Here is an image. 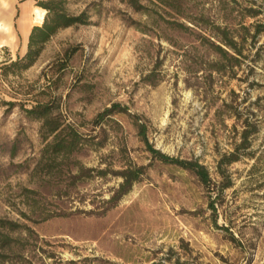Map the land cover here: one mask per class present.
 Returning a JSON list of instances; mask_svg holds the SVG:
<instances>
[{
	"label": "rangeland",
	"instance_id": "obj_1",
	"mask_svg": "<svg viewBox=\"0 0 264 264\" xmlns=\"http://www.w3.org/2000/svg\"><path fill=\"white\" fill-rule=\"evenodd\" d=\"M162 2L68 0L89 21L57 30L27 68L4 69L46 12L0 0V219L12 223L0 226V264H264V31L218 71L199 30ZM183 4L223 23L216 0ZM227 6L236 38L264 25V0ZM38 102L82 137L51 173L35 168L45 141L25 109ZM140 126L161 152L204 164L214 190L153 157ZM243 128L249 144L236 150ZM79 166L92 170L73 181ZM128 167H142L138 180L108 202Z\"/></svg>",
	"mask_w": 264,
	"mask_h": 264
},
{
	"label": "trees",
	"instance_id": "obj_2",
	"mask_svg": "<svg viewBox=\"0 0 264 264\" xmlns=\"http://www.w3.org/2000/svg\"><path fill=\"white\" fill-rule=\"evenodd\" d=\"M162 1L163 5L169 8L172 14L192 23V25H187L177 22L184 30L192 31L195 30L194 28L199 30L198 39L208 53L215 55L216 59L215 62L212 63V66L218 71H221L223 67L228 64L233 65V63L239 61L240 56H244L242 47L247 41V35H249L253 42H255L256 36L264 31V25L261 23H255L252 25L254 27L253 33H250L248 26L243 25L242 28L245 33L238 36L240 40L236 38L233 29L230 26V22L228 21V15L231 8L227 6L228 3L235 2L236 0H216L217 4L221 6V13L219 14L220 16H218L222 20V24L216 22L214 18L212 20L211 16L204 12V10H201L196 16H192V14L184 8L183 0ZM129 2L134 3L135 0H129ZM67 4L68 0H37V5L46 12L43 22L41 25L32 27L28 35V46L25 53L23 55H18L17 59L11 61V65L5 66L4 69L10 66L27 68L38 55L44 42H46L57 30L72 25L86 24L89 21L88 8L75 14L69 12ZM131 5L136 8L141 7V5ZM249 14L253 16L256 15L253 11H249ZM115 107L116 105L114 104L113 108L107 109L105 113L100 114L95 120L96 123L99 122L104 114L112 112ZM25 112L27 117L41 120L39 132L45 141L35 168L36 170L51 173L62 161L71 159L70 156L76 152L78 147L82 144L81 134H79L78 130L72 125L62 123L57 116L50 114V107L47 103L38 102L30 108H26ZM247 125L248 124H246V126ZM140 127V135L143 136L146 148L153 157L165 163L178 165L181 168L192 172L203 185L214 190L210 173L204 164H201L196 160L169 156L161 152L149 143L145 135L144 127ZM253 127L255 129V126ZM249 132L250 130H248V128H243L241 131L242 140L240 145L236 147V150L239 147H246L249 144ZM222 158H225L226 163H231L238 160L239 156L236 152H232L229 156H223ZM70 169L71 168H68L69 171ZM91 170L92 169L90 168L84 169L82 166H79L75 173L71 174V179L74 181L86 177ZM141 171L142 167H128L120 170L119 174L122 177V181L119 183L118 188L114 191L108 202H114L125 194L132 184L138 180ZM100 173L103 174L104 171L101 170ZM211 207L214 214H216L215 205L211 204ZM7 224L12 225V223L0 219L1 227H5ZM8 227L13 229L11 226ZM9 241L10 239L8 236H0V243L3 247L9 246Z\"/></svg>",
	"mask_w": 264,
	"mask_h": 264
},
{
	"label": "bare ground",
	"instance_id": "obj_3",
	"mask_svg": "<svg viewBox=\"0 0 264 264\" xmlns=\"http://www.w3.org/2000/svg\"><path fill=\"white\" fill-rule=\"evenodd\" d=\"M36 12H38V9L36 10ZM38 14V18H39V20H40V22H42V20H43V14L42 13H37ZM5 34H9V31H8V29L7 28H5ZM22 31L25 33V34H27L28 33V29H27V27H25V25H22Z\"/></svg>",
	"mask_w": 264,
	"mask_h": 264
}]
</instances>
